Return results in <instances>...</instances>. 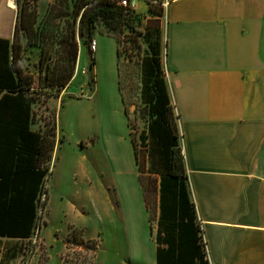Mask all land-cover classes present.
I'll use <instances>...</instances> for the list:
<instances>
[{
  "label": "crops",
  "instance_id": "0c3cea01",
  "mask_svg": "<svg viewBox=\"0 0 264 264\" xmlns=\"http://www.w3.org/2000/svg\"><path fill=\"white\" fill-rule=\"evenodd\" d=\"M16 16L17 7L0 0V37H12ZM154 18L195 217L159 223V203L151 214L139 180L155 244L152 264H264V0H171ZM47 111L51 169L58 134L56 110ZM8 126L0 124V264H9L15 242L33 237L8 235ZM44 127L36 115L31 130L43 133ZM47 179L36 209L43 225Z\"/></svg>",
  "mask_w": 264,
  "mask_h": 264
},
{
  "label": "rangeland",
  "instance_id": "374dc122",
  "mask_svg": "<svg viewBox=\"0 0 264 264\" xmlns=\"http://www.w3.org/2000/svg\"><path fill=\"white\" fill-rule=\"evenodd\" d=\"M14 1L17 7V0ZM28 8L36 9L34 27L41 35L35 38L36 45L26 47L21 62L24 70L32 72L44 84L45 78L51 82L71 69L73 2L38 0L35 6L28 4ZM146 8L144 1L136 3L138 13L146 12ZM39 9L43 12L37 13ZM154 22L150 16L141 17L139 28L144 32ZM91 38L97 42L94 53L89 52L88 38L76 39L79 63L67 84L60 89L48 87L33 93V118L38 115L46 124L45 130L53 127V117L47 110H56L58 137L52 174L46 181L47 205L43 214L47 223L43 225V220H38L40 228L36 226L31 240L15 242V255L9 264H152L154 261L155 244L132 153L131 127L127 126L118 89L120 79L130 106L132 130L138 133L146 118L139 111L144 106L139 98V55L127 41V50L117 58L115 38L100 22ZM140 39L145 50L142 36ZM143 177L146 184L152 182V176ZM148 199L154 207L151 192Z\"/></svg>",
  "mask_w": 264,
  "mask_h": 264
},
{
  "label": "trees",
  "instance_id": "16d2710c",
  "mask_svg": "<svg viewBox=\"0 0 264 264\" xmlns=\"http://www.w3.org/2000/svg\"><path fill=\"white\" fill-rule=\"evenodd\" d=\"M37 1L17 0L13 35L11 38L0 37V124L9 123V237L28 238L33 235L38 226L36 209L45 191L44 182L51 175L53 127L43 133L31 130L30 124L34 119L33 93L48 87L60 89L69 82L77 60L76 39H90L98 22L115 38L117 58L123 50H127V41L137 49L139 55V98L144 105L139 111H143L146 118L138 133L132 130L130 106L122 91L120 79L118 89L127 126L131 127L129 138L146 207L152 214L155 206L149 203L148 192H151L154 205L159 203V223L169 216L179 222L194 221V208L189 199L187 170L180 145L178 115L165 79L161 30L158 20L154 18L162 10L146 3V12L138 13L120 5L116 0H72L75 24L69 42L71 69L60 73L51 82L45 78L44 84H41L36 75L24 70L21 62L26 47L36 45L35 38L41 35L34 27L36 9L28 8V4L35 6ZM38 12H41L40 9ZM145 16H150L155 22L143 32L139 24L141 17ZM141 36L146 44L145 50L142 49ZM117 74L120 76L119 70ZM144 175L152 176V182L146 184ZM197 232L198 243L205 253L199 226ZM156 239L159 241V236Z\"/></svg>",
  "mask_w": 264,
  "mask_h": 264
},
{
  "label": "built area",
  "instance_id": "2783aa9c",
  "mask_svg": "<svg viewBox=\"0 0 264 264\" xmlns=\"http://www.w3.org/2000/svg\"><path fill=\"white\" fill-rule=\"evenodd\" d=\"M116 1L120 5L136 11V3L139 0H116ZM142 1H144L145 4L149 3L150 7L156 8L158 10H163L169 4V2L171 0H142ZM146 7H147V5H146ZM96 48H97V42H96L95 38L89 39V42H88L89 52L94 53L96 51ZM77 65H78V58H77L76 63H75L74 74L77 71ZM202 241L204 243V249H205V242L203 240V237H202ZM205 251H206V249H205Z\"/></svg>",
  "mask_w": 264,
  "mask_h": 264
},
{
  "label": "bare ground",
  "instance_id": "6f19581e",
  "mask_svg": "<svg viewBox=\"0 0 264 264\" xmlns=\"http://www.w3.org/2000/svg\"><path fill=\"white\" fill-rule=\"evenodd\" d=\"M9 1V5L14 7L15 6V1L14 0H8Z\"/></svg>",
  "mask_w": 264,
  "mask_h": 264
}]
</instances>
